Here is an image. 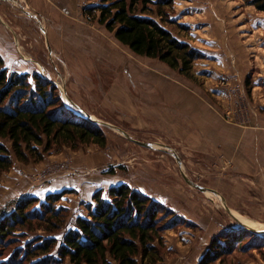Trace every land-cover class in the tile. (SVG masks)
<instances>
[{
	"label": "rangeland",
	"instance_id": "obj_1",
	"mask_svg": "<svg viewBox=\"0 0 264 264\" xmlns=\"http://www.w3.org/2000/svg\"><path fill=\"white\" fill-rule=\"evenodd\" d=\"M64 1L66 5L58 8L45 0L51 12L45 22L33 15V20H40L34 21L37 25L22 15L24 32L13 37L14 61L23 67L19 72L1 57L4 66L9 74H27L30 82L33 74L48 80L68 110L73 111L70 99L84 112L80 117L89 115L121 132L97 125L106 138L103 148L53 145L41 162L13 158L11 168L0 175V219L18 200L32 197L43 202L49 194L61 195L54 204L61 213L59 229L52 234L38 229L37 223L17 232L2 249L0 262L16 260L25 245L40 237L60 240L76 218L86 216L95 193L106 198L108 189L118 185L150 197L171 214V228L162 234L155 264H198L217 235L251 233L238 224L264 232L263 177L247 172L238 153L236 157L222 140L214 144L207 133L209 114L234 135L240 126H255L262 113L254 97L256 87H264V13L252 0H171L161 15L163 26L200 54L191 77L185 78L119 44L98 23L99 14L86 11L101 0ZM0 4L17 9L11 14L21 23V6L13 7L8 0ZM54 33H64L57 57L52 53L55 43L46 42ZM30 42L39 45L37 58ZM168 93L198 100L200 122L193 117L192 123L191 115L165 104ZM122 132L154 149L136 145ZM0 143L10 147L7 140ZM251 234L244 233L232 254L213 264H264V235Z\"/></svg>",
	"mask_w": 264,
	"mask_h": 264
},
{
	"label": "trees",
	"instance_id": "obj_2",
	"mask_svg": "<svg viewBox=\"0 0 264 264\" xmlns=\"http://www.w3.org/2000/svg\"><path fill=\"white\" fill-rule=\"evenodd\" d=\"M171 0H101L86 8L99 14L98 23L113 33L114 39L139 57L157 60L185 78L191 77L194 61L200 54L178 40L163 26L161 15ZM264 13V0H252ZM153 7V8H152ZM159 18V20H156ZM8 73L0 56V175L7 172L13 158L21 163L41 162L53 145L77 149L80 145H106L102 129L64 106L57 89L36 74ZM60 194H49L43 202L24 197L0 219L1 251L17 238L16 233L37 223L47 234L59 229L60 213L54 204ZM94 204L78 217L61 239L40 237L25 245L22 255L6 264H155L160 259L158 245L163 232L170 229L164 206L126 185L110 187L107 197L92 196ZM171 215V214H170ZM173 220V219H172ZM244 232L217 235L198 264H213L232 254ZM55 251V256L52 255ZM35 259L34 262H30ZM0 264H5L1 263Z\"/></svg>",
	"mask_w": 264,
	"mask_h": 264
},
{
	"label": "crops",
	"instance_id": "obj_3",
	"mask_svg": "<svg viewBox=\"0 0 264 264\" xmlns=\"http://www.w3.org/2000/svg\"><path fill=\"white\" fill-rule=\"evenodd\" d=\"M1 1V0H0ZM13 7L21 6V12L19 15L21 20V23H18L17 16L15 14H11V12H17V9L9 8L6 4H0V56L4 59L6 65L9 67H13V69L17 71L20 68L23 67V65H19L18 63H15V51H14V40L17 42L16 39H14L13 36H17V33L19 31H23V28H25L26 20L22 18V15L26 16V18L30 21H32L35 25L39 23L40 20H33V15L36 18L43 17V22L45 20H48L46 17V13L51 12V7L49 6L50 3H53L54 5L59 4L58 8L65 6L64 0H8ZM9 8V9H8ZM18 8V7H17ZM29 25L30 22H28ZM31 29V28H29ZM40 30V29H39ZM61 31V30H60ZM24 32V31H23ZM51 34V33H50ZM64 33L60 34V36H63ZM70 34V32H69ZM49 34H47L48 36ZM60 36H56L55 33L52 34L51 38L46 42L48 45H50L52 42L55 43L56 48L53 49V54H55V57H57V52L61 49V38ZM21 37V35H20ZM57 42H56V41ZM19 42V41H18ZM20 45V42L18 43ZM31 45L32 50L35 49V56L37 58V50L39 45L34 44V42H30L29 46ZM20 48V46H18ZM20 51H23L22 48H20ZM82 51V50H81ZM22 53V52H21ZM33 60L32 58L28 59ZM27 60V61H28ZM25 62L28 63V62ZM39 63V62H37ZM64 64V63H63ZM264 72V71H263ZM261 75V74H260ZM264 75V74H263ZM264 88V87H263ZM260 86L256 87L257 92L256 96L254 97V102L256 103V106H260V110L262 111L259 116H257V123L255 126H240L239 129L233 131L227 127L225 124H221L217 118L209 114L208 118V132L209 133V139H211V142L214 144L218 141H223L224 146L230 147L234 155L238 158L240 161H245L247 163V172L250 171L256 172L257 175L263 177L264 179V90ZM178 89V88H176ZM167 94V93H166ZM166 97L165 104L175 105V111H178L179 109L183 111L184 113H187V115H191V122L193 123V117L195 118V121L197 123L200 122L201 118H199L200 115V104L198 100H194V98L190 97H177V96H171L170 93ZM179 108V109H178ZM183 120V119H182ZM184 123V121H182ZM189 129V128H187ZM224 133V138H222V134ZM213 140V141H212ZM217 145V144H216Z\"/></svg>",
	"mask_w": 264,
	"mask_h": 264
},
{
	"label": "water",
	"instance_id": "obj_4",
	"mask_svg": "<svg viewBox=\"0 0 264 264\" xmlns=\"http://www.w3.org/2000/svg\"><path fill=\"white\" fill-rule=\"evenodd\" d=\"M68 101H69V105L72 107V110H73V111H71V112H73L74 114H76V115H78V116H79V113H81V114L84 113V112H83L78 106H76V105H75L70 99H68ZM69 111H70V110H69ZM87 117H88V118H84V119H86V120H88V121H90V122H93V123L96 124V125L103 126V127H106V128H110V129H113V130H118L117 128L113 127L111 124H108V123H105V122H102V121H94V120L91 119V116H89V115H87ZM118 131H119V130H118ZM119 132H121V131H119ZM122 134H123L124 136H126V137L129 138V136H127V134H125V133H123V132H122ZM129 139H130V138H129ZM130 140H131L133 143H135L136 145L141 146V147H143V148L154 149L153 147H151V146L148 145V144H144V143H142V142H139V141H136V140H133V139H130ZM183 178H184V177H183ZM184 180L189 184V181H187V179L184 178ZM190 184H191V183H190ZM191 185H192L194 188H197V189L201 190L202 192H205V189H202V188H200V187H198V186H196V185H194V184H191ZM210 192H211L212 194H217L216 192L211 191V190H210ZM226 210H227L228 213H230L229 210H228V208H226ZM238 225L241 226L243 229H245V230L251 232V233L263 234V235H264V232H259V231H257V230L249 229L248 227H246V226H244V225H241V224H238Z\"/></svg>",
	"mask_w": 264,
	"mask_h": 264
}]
</instances>
